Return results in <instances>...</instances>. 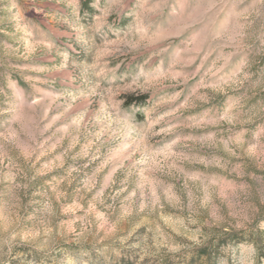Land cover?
<instances>
[{
  "label": "rangeland",
  "instance_id": "374dc122",
  "mask_svg": "<svg viewBox=\"0 0 264 264\" xmlns=\"http://www.w3.org/2000/svg\"><path fill=\"white\" fill-rule=\"evenodd\" d=\"M0 264H264V0H0Z\"/></svg>",
  "mask_w": 264,
  "mask_h": 264
}]
</instances>
